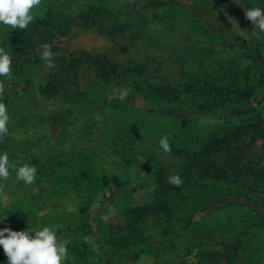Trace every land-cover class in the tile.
I'll use <instances>...</instances> for the list:
<instances>
[{
    "label": "rangeland",
    "instance_id": "374dc122",
    "mask_svg": "<svg viewBox=\"0 0 264 264\" xmlns=\"http://www.w3.org/2000/svg\"><path fill=\"white\" fill-rule=\"evenodd\" d=\"M63 1L60 9L54 2L50 6L53 13L60 12L56 20L62 26L61 35L54 36L51 45L57 67L49 68L41 60L45 43L37 42L11 63L8 77L0 78L4 85L0 103L9 116L7 134L0 136V156L6 153L9 160L8 178L0 177V206L5 211L16 201L31 205L37 216L25 227L32 232L41 229V216L48 214L64 225L68 214H78L82 206L97 210L101 194L107 191L94 192L90 199L78 198L74 179L80 168L96 166L98 173L128 179L134 189L119 205L148 200L157 167L170 176L181 169V160L159 145V129L167 124L164 118H147L137 110L120 114L108 108L94 109L54 144L43 116L74 108L82 96L95 100L122 97L133 84L154 96L158 88L199 81L225 67L243 71L250 63L220 39L201 35L188 14L175 7L132 11L116 0ZM213 1L226 13L234 31L247 38L255 33L264 36L245 18L244 0ZM90 6L101 7L87 14ZM25 85L30 88L28 94ZM257 111L264 118V101ZM135 116L145 124L144 129L134 125ZM213 121L200 120L203 124ZM25 165L37 170L31 185L16 176ZM250 215L245 207L231 208L186 232L167 236L161 235L160 225L149 217L143 223L145 251L134 264H264L260 239L242 226ZM98 220L117 222L119 215L107 206L98 211ZM65 241L62 234L57 237L58 245ZM92 248L87 258L68 255L61 264H103L94 244Z\"/></svg>",
    "mask_w": 264,
    "mask_h": 264
},
{
    "label": "trees",
    "instance_id": "16d2710c",
    "mask_svg": "<svg viewBox=\"0 0 264 264\" xmlns=\"http://www.w3.org/2000/svg\"><path fill=\"white\" fill-rule=\"evenodd\" d=\"M116 1L132 11L165 7L183 10L197 32L220 39L250 63L243 71L230 66L199 81L158 88L152 92L154 96L138 84H133L122 97L95 100L82 96L74 108L43 116L54 144L94 109L108 108L120 114L137 110L147 118H164L167 124L160 127V137L167 135L169 154L181 160V169L174 175L182 177L183 184L180 187L169 184L168 171L157 167L148 200L119 205L134 189L128 179L98 173L96 166L80 168L74 179L78 198L90 199L94 192L107 191L101 194L97 210L82 206L78 214H68V223L64 225H58L48 214L41 216L40 230L49 227L56 229V237L65 236L68 255L77 259L87 258L94 244L103 264H134L145 251L143 223L149 217L158 222L161 235L167 236L186 232L231 208L245 207L251 215L242 220V226L260 239L264 251V118L257 111L264 101V36L257 39L255 33L247 38L234 31L226 13L213 0ZM53 2L59 9L64 3L46 0L34 7L30 13L33 20L25 30L0 24V48L9 55L11 63L37 42L53 45L54 36L61 35L62 26L56 20L60 12L50 10ZM243 6L245 10L255 7L264 10V0H244ZM99 7L90 6L86 13L91 14ZM43 89L38 87L39 91ZM29 91L25 85V93ZM201 119L214 121L203 124ZM134 125L145 128L140 119ZM107 206L116 210L117 222L98 220V211ZM33 216H37L35 210L24 201L14 202L5 211L0 206V229L27 230L25 226ZM30 235L34 237L35 232ZM185 241L190 240L186 237ZM0 264H8L2 245Z\"/></svg>",
    "mask_w": 264,
    "mask_h": 264
},
{
    "label": "clouds",
    "instance_id": "9594fccd",
    "mask_svg": "<svg viewBox=\"0 0 264 264\" xmlns=\"http://www.w3.org/2000/svg\"><path fill=\"white\" fill-rule=\"evenodd\" d=\"M41 0H0V24L10 26L11 29H27L33 20L31 10L40 5ZM244 16L251 21L255 28L264 32V10L259 7L244 10ZM257 39H261L257 35ZM47 67L56 68V53L52 51V46L45 44L40 54ZM11 59L9 55L0 48V76L8 77L11 72ZM4 91V85L0 84V94ZM9 116L3 103H0V136L7 134V124ZM159 145L163 152L171 151L167 135L159 140ZM9 160L5 153L0 156V177L7 179L9 176ZM36 168L28 165L19 167L16 176L26 185L34 183ZM167 182L175 187L183 184V179L179 175H172L167 178ZM56 229L44 227L35 231V236H31V229L24 231H14L10 227L0 229V245L8 257V264H61L62 260L68 256L67 243L58 245L55 235ZM7 233V235H5Z\"/></svg>",
    "mask_w": 264,
    "mask_h": 264
}]
</instances>
